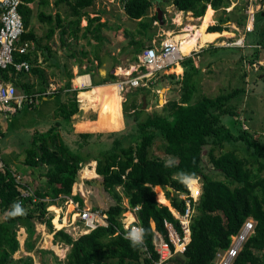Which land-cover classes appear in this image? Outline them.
<instances>
[{
  "label": "trees",
  "instance_id": "16d2710c",
  "mask_svg": "<svg viewBox=\"0 0 264 264\" xmlns=\"http://www.w3.org/2000/svg\"><path fill=\"white\" fill-rule=\"evenodd\" d=\"M34 1L23 0L19 7L26 30L21 35V40H32L40 48V38L31 27L33 10L30 4ZM155 1L121 0L126 17L136 20L134 30H123L127 42L120 49V53L131 56V61L137 62V55L145 49V42H151L157 35L156 25L153 24L158 21L157 11L151 16L148 12ZM158 2L159 0L155 3ZM94 3L95 0H54L55 7L61 4L67 6L66 14L62 16L58 11L52 14L39 10L37 18L48 24L45 34L47 39L59 30L60 45L68 48L69 53L66 56L72 58L74 63L77 62L78 66L83 63L82 57L87 52L80 51L81 56L77 57L71 48L82 38L93 49V58L98 61V65L103 63L105 57H110V70L115 67L117 58L108 54L99 55L104 42L105 23L100 20V14H89L87 9ZM229 3V0L167 2L177 10L191 12L193 17L203 16L208 6L215 11L221 9L216 23L209 25L207 31L205 28L206 35H220L228 22H235L240 26L246 24L248 14L235 10L226 12ZM38 5L48 6L49 1L39 0ZM82 18L86 19L83 27ZM263 29L262 12L253 14V28L245 33L244 47L264 48ZM42 48L52 56L47 44ZM211 49L220 52L218 59L229 54H237L236 57H229L237 59L238 62L244 59L240 47L211 46ZM201 52L192 53L179 61L183 73L175 81L180 92L178 100L166 102L161 106L160 112H147L142 108L139 96L146 98L149 90L138 88L128 94L122 102L126 124L123 129L81 132L76 133L72 139L65 137L63 128L70 125L71 117L78 112L77 91L72 89L71 72L67 71L66 65L63 66L67 77L64 85L50 94L38 95L42 102L43 97L54 98L53 119L46 130L36 128L31 133L29 144L24 150V160L14 171L23 173L22 165L29 169L46 167L44 172L39 173V179L46 189L34 190L39 199L36 202H32L30 197L22 198L21 207L24 212L21 215H10L14 210L13 205L20 198V190L12 175L13 171L6 162H2L4 167L0 169V211L7 210L8 214L0 220V264H8L11 256L17 251L18 228H25L28 236H32L35 231L33 220H38L53 233L54 242L70 246L65 256V264H150L158 257L152 242L154 230L167 239L165 222L177 226V219L167 206L168 201L175 210L184 211V199L180 195L188 194V188L183 182V174L199 177L202 188L193 203L190 240L182 253L175 254L170 259V264H214L216 253L228 248L231 236L239 231L247 218L255 221L254 232L243 243L232 264H264V135L254 137L252 132L241 129L240 125L236 124L237 130L233 131L224 124V117H237L232 101L244 88L236 87L216 96L202 93V67L198 64ZM14 56L15 61L27 60L30 63L29 72L40 79L41 87L33 90L34 84L21 80V75L28 73L15 74L11 67L0 71V79L7 80L8 72H11L10 79L13 84L22 88L27 95L45 91L48 86L47 76L44 68L37 64L36 52ZM109 70L101 81H113L116 78ZM97 74L100 77V74ZM170 76L175 79V76ZM92 80L93 85L100 83L95 78ZM93 94L92 90L80 92L79 99L92 100ZM62 96H65L64 100ZM81 96L88 99L80 98ZM93 137L98 138L95 148L92 142L90 144ZM158 137L162 140L163 152L174 157L176 161L171 167H165V160L150 155L153 143ZM206 146H209L207 159L210 167L219 172L221 178L213 177L204 170L203 150ZM225 147L226 150H223ZM216 148L221 150L219 154H215ZM92 160L96 162L95 172L102 178L103 188L113 196L115 202L104 211L107 215L106 225H99L73 238L64 228L55 229L51 215L45 216L48 212L45 199L53 202L58 197L70 196L72 185L80 179L79 169ZM195 182L196 180L189 184L195 186ZM160 187L165 189V197L156 190ZM72 197L83 206L79 193ZM123 198L126 199L127 207L139 206L137 219L142 225L144 235L142 243L135 247L125 238L128 230L124 228L122 213L127 207L123 204ZM54 223H57V218H54ZM25 243L31 248L30 240Z\"/></svg>",
  "mask_w": 264,
  "mask_h": 264
},
{
  "label": "rangeland",
  "instance_id": "374dc122",
  "mask_svg": "<svg viewBox=\"0 0 264 264\" xmlns=\"http://www.w3.org/2000/svg\"><path fill=\"white\" fill-rule=\"evenodd\" d=\"M48 1H49V5L45 7H40L38 5L39 0H35L33 3L30 4L33 10L31 27L33 28L35 34L40 38V42H41L40 44L41 47L38 48L36 42L33 41L36 48L35 52L37 55V60H39L37 64L44 68L45 74L47 76V82H48L47 87L49 88L46 92H52L53 90H56L57 88L62 87L64 85L65 83L64 80L66 76L65 70L63 69L64 65L67 66L66 69L67 71L71 72V74L72 73L74 74L75 71H78V68L84 71L86 70V68L90 69L93 66L91 69H93L95 73V77L98 79L99 75L97 73L99 69L104 70V68H106L107 71L109 70L112 62L110 57L109 56L105 57V60L106 59L108 60L107 64L95 65L93 58V49L91 48L90 45L86 43L84 39L81 38L79 39L78 43L72 45L71 50L73 49L76 52L77 57L81 56V54L79 53L80 51L87 52L85 56L82 57L83 63L81 64V66H78L77 62L74 63L72 58H68L66 56L69 53V51H67L68 48L60 45L59 30L57 29L55 33L50 38L47 39L45 37V34L47 33L48 30V24L39 21L37 18V13L39 12V10H44L46 13H52V14L58 11L62 16H64L68 11L67 6L61 4L59 5V7H55L53 5L54 0H48ZM229 1H230L229 6L225 9L226 12H231L235 10L244 14H248L246 24L240 26L237 25L235 22H231V23L228 22L224 25L226 26V28L220 32V35L216 34L214 35V37L205 35L203 31L205 30L208 24L216 23V20L218 19L219 15L222 12L221 9L213 11L212 9L207 8L203 16L193 17L191 14L186 15L185 12L178 13L177 15H175L177 9L174 5L167 4L168 0H161V1L159 0V3H161L160 6L154 2L148 11L149 15L151 16L155 12L157 6H159L160 8H163L162 10H164V12H162V17L164 22L162 24H160L158 21L153 22V24L156 25L158 34L153 38L151 42L146 41L145 45H150V43H152L153 44L152 46L158 47L162 41L171 39L170 37H173V35L184 32V30L189 24L194 25L195 29L197 27L199 31V37L196 38L197 41H195V45H193V48L195 47V49L196 50L199 49V51L200 50L202 51L205 48L204 51L202 52L200 51L201 56H199L198 58L199 59L198 64L202 67L200 91L207 96H216L220 93L228 92L236 87H243L244 90L232 101L237 117L235 118L232 116L233 117L232 118L230 116H226L223 118V122L224 124L229 126L233 131L237 130L235 126L237 124L241 126V129H247L250 132H252L254 137H262L264 135V48H261L259 46L244 47V44L243 45L241 44H242V39L244 43V36L246 31H250L253 28V14L262 12V15L264 16V1L263 0H229ZM87 10L91 16L96 15V13L100 14L101 17L100 20L105 23V26L103 27L104 42L103 45L101 46L99 55L108 54L111 55L112 57L117 58L116 60L117 66L109 70V73L111 72L114 75L116 74L115 75L116 78L114 79L113 82H111L112 84H114L118 79H122V77H119L118 75V74H122L121 69L130 70L131 65H135L134 67L137 66V62L131 61V56L129 54L126 55L124 53H120V49H119L120 44L121 43L126 44L127 41L126 36L122 32V30L124 29L130 31L134 30V28L136 27V20H130L126 17L125 13L123 12L121 0H95L94 5L88 8ZM251 15H252V20L250 18ZM186 16L188 17L192 16V17H190V19H186ZM85 24H86V19L82 18L81 26L83 27L85 26ZM168 29H172L170 30L171 31L170 34L166 33ZM194 31L196 32L197 30H193V32ZM190 33H192V31H190ZM60 37L62 36L60 35ZM45 44H47L48 48L51 49L52 56L48 55L45 49L42 48ZM211 46L240 47L244 59L243 61L238 62L237 59H233L229 57V56H233L234 54H229L227 56L225 55L223 56L224 58L218 59L220 57H217V55L220 52L218 50L211 49ZM187 51L188 48L186 50H183L184 53ZM55 56L56 58L54 59ZM185 56H188V53ZM234 56L236 57L237 54H235ZM58 58L59 61H57ZM88 58L90 59V61ZM212 60L215 61L213 62ZM256 60L259 61L255 62ZM55 61L58 63V65ZM91 62L93 65H91ZM251 62H255V63L251 64ZM171 71L176 73V71L173 70ZM21 80L23 82H28L29 84H34L33 90H38V88L41 87L40 79L37 78V76L31 72H28V74L21 75ZM50 85L52 86L50 87ZM166 86H169V88H166ZM15 87L18 94L27 96V100L26 102H24L25 105H29L28 102L31 103L34 102L33 100H35V96L41 93V92H33L30 95H27L22 88L18 86ZM163 87H165L166 90L165 89L163 90ZM138 88L141 87L128 88L124 92H122L121 97L119 96L121 102H124L128 94H130L133 91H136ZM151 89H154V91H150ZM151 89H147L149 90V92L147 91L148 97L146 96L145 98V108H143V100H141L143 96L141 97L139 96V101H142V108L147 110V112H160L161 106L166 104V102L168 101L178 100L180 96L179 88L176 84L172 85L170 83L163 82L161 80H158L157 84L154 87H151ZM43 93L44 92H42L41 94ZM53 102L54 101H52V103ZM32 104L33 106L35 105L34 103ZM33 106H31L30 108L32 109ZM46 108L52 109V104L46 106ZM31 109L25 107L24 109L18 111L15 115H12L8 120H6L7 118H3V117L0 118V130L1 127L3 126V130L5 131V135L0 139V151H2V149L4 148L5 142L7 143L6 140L10 139L8 143L10 142L12 143L11 152L12 155H15L20 147L19 144L16 143V141L13 139L14 136L19 133L25 134L34 131L35 127H32V122L34 123L39 119L38 117L41 116L40 114L42 113V110L34 111ZM96 113H94V115ZM110 118L111 119L109 120L108 124L102 125L99 122V119L93 117L91 123H89V125L92 126L91 127L92 132L93 131L97 132V130H99L100 128L106 129L105 131H101V132L115 130V129L112 130L107 129V128L109 129L112 128L110 127V124L112 123L113 112H111ZM233 119H234V124H233ZM235 120H237L236 123ZM112 124H114V121ZM7 125H10V129H13L11 132L8 131V129H6ZM17 126H19V129H24L28 132L18 131V128H16ZM125 126L126 124L124 121V125L122 127L124 128ZM96 140H98V138L96 137L90 139V144L92 142V146L94 144L93 146L94 148H95ZM26 145L27 144H25V146ZM161 146H162V140L160 139V137H158L153 143V146L150 150V155L157 156L165 161H168L169 159H174V157L166 155L163 152ZM227 147L230 148L229 146ZM208 148L209 146H206L203 150L204 170L205 172L211 174L213 177L221 178L220 173L212 170V168L210 167V164L207 159ZM223 150H226V147ZM220 151L221 150L219 148H216L215 154H219ZM20 152L19 154L15 155L17 159L24 158V151L20 150ZM10 154L2 153V160L7 161L6 160L7 156L9 157ZM20 155L22 157H20ZM95 165L96 162L92 160L85 163L79 169L78 173L80 179L79 181H77V183H74L72 185L70 196L59 197L60 200L56 199L53 200V202H50L48 198L45 199V201L47 202V211H48L45 216L47 217L48 215H51L52 216L51 222L54 225L55 229L64 228V231H66L73 238H77L80 235L89 232V230L79 223L78 218L75 216V214H73L72 204L69 201H67V198L72 200L73 198L71 197L79 193L83 199V207L89 209L90 208L98 209L102 211H106L108 206L114 204L115 202L113 196L103 188L101 184L102 178L99 175L88 176L86 173L83 172L85 168L86 169L90 167L95 168ZM44 169L45 167L41 168V170ZM38 170L39 169L32 171L31 174H37ZM22 179L25 183H28L27 178L22 177ZM195 180H196L194 186L195 191L193 190V186L191 187L194 193H196L197 191L196 186H199V189L202 188L201 179L198 177ZM41 185L44 186L43 184ZM30 186L33 190L38 188L33 181H31ZM44 188L45 186L41 189ZM117 189L119 191L121 190V188H117ZM156 190L160 194L163 193L164 195L165 189L160 187V188H156ZM161 197L163 196L161 195ZM123 204H126L125 198H123ZM168 205H170L169 201H168ZM7 213H8L7 210L4 213H2L1 218H5ZM54 218H57V223H54ZM132 219H133V213H131L130 211L126 210L122 213V220L125 229L127 228V225L131 222ZM33 223H34L35 231L31 237L28 236V233L25 230L18 228L17 239L19 241V247L17 251L11 256V260L9 261L8 264H25V263L29 264L30 262L32 264H65L66 263L65 256L70 246L62 242H54L53 233H50L47 227L46 226L44 227V224L42 225V223H40L38 220H33ZM155 238H156L155 234H153L152 242L153 240H155ZM26 240H30L31 248H29L25 243ZM54 246H58V251L54 249Z\"/></svg>",
  "mask_w": 264,
  "mask_h": 264
},
{
  "label": "built area",
  "instance_id": "2783aa9c",
  "mask_svg": "<svg viewBox=\"0 0 264 264\" xmlns=\"http://www.w3.org/2000/svg\"><path fill=\"white\" fill-rule=\"evenodd\" d=\"M22 3L23 0H0V71L11 67L13 72L18 74L20 72L28 73L31 68L27 60L15 61L14 59L15 54H27L34 48L32 41L21 40V35L26 31L19 12V7ZM250 18L252 20V15ZM243 44L242 39L241 45ZM137 57V66L133 70L135 73L130 72L126 77L118 79L115 82L120 95L128 88L148 87L149 83L155 79L158 71L179 63L183 59L184 54L179 50L177 40L167 39L162 41L158 47L147 46ZM8 76L9 78L5 81L0 79V117H9L10 114L21 109L26 99L25 95L17 93L13 81L10 79L11 72H8ZM87 85V81L82 79L79 82V89H84ZM3 167V163L0 161V169H3ZM12 175L20 190V198L17 200L20 206L22 205V198L30 197L32 202L39 200L32 188L28 187L23 181L20 174L13 171ZM186 185L189 193L180 196L184 199V211L179 212L169 206L171 213L177 219V226H174L171 222H165L167 239L154 230L156 238L153 240V245L158 257L152 260L150 264H170V259L176 253H182L190 240V222L194 211L193 203L200 195L201 189H199V186H196L197 191L193 193L191 185L189 183ZM72 200L67 198V201L72 204L73 214L78 218L79 223L89 231L99 225L107 224V215L104 211L80 206L77 200ZM125 205L127 207V204ZM138 209L139 206L133 208L127 207L126 209L133 213V219L126 228L128 230L127 233L133 228H142L137 219ZM254 227L255 221L252 218H247L239 231L231 236L228 248L216 253L214 264H232L243 243L254 232Z\"/></svg>",
  "mask_w": 264,
  "mask_h": 264
},
{
  "label": "crops",
  "instance_id": "0c3cea01",
  "mask_svg": "<svg viewBox=\"0 0 264 264\" xmlns=\"http://www.w3.org/2000/svg\"><path fill=\"white\" fill-rule=\"evenodd\" d=\"M159 6L161 5V3H157ZM31 7V6H30ZM158 7V6H157ZM32 8V7H31ZM207 8H209V9H212L210 6H208ZM157 9V8H156ZM161 10H162V8H161ZM207 10V9H206ZM213 10V9H212ZM214 11V10H213ZM162 12H164V10H162ZM178 13H184L183 11H180V10H176V13H175V15H177ZM185 14L186 15H188V14H191V12H185ZM184 14V15H185ZM192 15V14H191ZM179 16V15H178ZM190 17H192V16H186V19H190ZM189 25H191V24H189ZM209 25H212V23L211 24H208L207 26H206V31H207V27L209 26ZM193 26V29L192 30H190V31H192V33H195V32H193V30L195 29V26L194 25H192ZM122 27V26H121ZM170 30H172V29H168L167 30V32L166 33H171V31ZM195 30H197V32H198V36L197 37H199V31H198V29H197V27H196V29ZM190 31H189V33H190ZM122 32H123V30H122ZM187 32V34H188V31L185 29L184 30V32H182V33H180V34H176V35H184V33H186ZM204 32V31H203ZM191 33V34H192ZM158 34V33H157ZM204 34H205V32H204ZM206 35V34H205ZM207 36H213L214 37V35H207ZM196 37V38H197ZM171 39H173V37H170ZM188 38H191V37H184L183 39H182V42H181V44L182 43H184V42H186V40L187 41H191V39H189L188 40ZM196 38H194L193 39V41H191V42H188L187 43V47H188V51L187 52H182L183 54H184V57H185V55L188 53V56H190L191 55V53H199L200 51H199V49L198 50H196L195 49V47L193 48V45H195V41H197L196 40ZM30 41H32V40H30ZM184 41V42H183ZM33 42V41H32ZM127 42V41H126ZM194 43V44H193ZM208 43V42H207ZM34 44V43H33ZM125 44H123V43H121L120 44V48L119 49H121V47L122 46H124ZM151 45H153L152 43H150V45H145L144 44V46H145V48L147 47V46H151ZM206 46V45H205ZM204 46V47H205ZM199 47H201V46H199ZM196 48H198V47H196ZM191 49V50H190ZM203 49V48H202ZM205 49V48H204ZM204 49L202 50V51H204ZM194 50H196V51H194ZM193 51V52H192ZM199 51V52H198ZM35 52V45H34V48L32 49V50H30L28 53H30V54H33ZM56 54V53H55ZM125 54V53H124ZM190 54V55H189ZM127 55V54H126ZM138 56V55H137ZM56 58V56L54 57V59ZM39 61V60H38ZM57 61H59V58H58V60ZM94 62H95V65H98V61L96 60V59H94ZM108 63V60L106 59V60H104L103 61V63H102V65H105V64H107ZM57 65H58V63H57ZM91 65H93L92 64V62H91ZM39 66V65H38ZM115 66H117V64L115 65ZM135 65H131L130 66V70H128V69H125V70H122L121 68V71H122V74H118L119 75V77H122V78H124V77H126L130 72H134L133 70L135 69V67H134ZM93 67V66H92ZM91 67V68H92ZM87 69L86 68V70H84V71H80V70H82V69H79L78 68V71H75L74 72V74L72 73V78H71V85H72V89H74V90H76L77 91V93H76V100H77V105H78V112L77 113H75L72 117H71V121H70V125L69 126H66L65 128H63V133L65 134V137H67L68 139H72V138H74L75 137V134L76 133H81V132H92V130H91V125H89V123H91V120L93 119V117L94 118H97V119H99V122L102 124V125H106V124H108V122H109V120L111 119L110 118V115H111V112H113V119H112V123H113V121H114V124H110V127H112L111 129H109V128H107L108 130H112V129H115V130H120V129H122L123 127V125H124V121H125V119H124V116H123V112H122V102H121V99H120V103H119V108H114V106H113V101H114V97H113V95L111 94L112 92L110 91V90H106L107 88H108V85H113L114 86V88L116 87V85H115V83L114 84H112L111 82H113V81H111V80H105V81H101L100 79L101 78H103L106 74H107V69L106 68H104V70H100L99 69V71H98V73L100 74V77L97 79L96 77H95V73H94V71H93V69ZM169 69H171V70H173V71H176V73L175 72H172L171 70H169ZM104 71V72H103ZM135 73V72H134ZM182 73H183V68H182V66L178 63V64H175L174 66H172V67H170V68H166V69H163V70H160V71H158L157 73H156V77H155V79L153 80V82H151V83H149L150 85L148 86V87H144V88H146V89H151V87H154L156 84H157V81L158 80H161V81H163V82H167V83H170V84H172V85H174L175 84V81L178 79V77H180V76H182ZM92 75H94V77L93 78H95L96 79V81H99L100 83H98L97 85H93L92 84ZM116 75V74H115ZM170 75H173V76H175V79L174 78H172ZM66 79H67V77L65 76V80H64V82H66ZM82 79H85L86 81H87V83H88V85L84 88V89H79V82L82 80ZM158 79V80H157ZM51 80V79H50ZM48 81H49V79H48ZM117 82V81H116ZM51 84V83H50ZM52 85H50V87H51ZM48 88L49 87H47L46 88V90L45 91H43L44 93L48 90ZM60 88V87H59ZM166 88H169V86H166ZM166 88L165 87H163V90L165 89L166 90ZM116 90H117V88H115ZM57 90H58V88H57ZM57 90H55V91H57ZM88 90H92L93 92H94V94H93V96H94V99H96V98H99V100H96V102L95 103H91V104H89V103H82L81 102V100L79 99V93L80 92H83V91H88ZM54 91V92H55ZM118 91V90H117ZM150 91H154V89H151ZM42 93V92H41ZM46 94H50V93H46ZM30 95V94H29ZM118 95L121 97V95H120V93L118 92ZM144 97V96H143ZM142 97V98H143ZM147 97H148V95H147ZM64 98H65V96H62V100H64ZM109 98V99H108ZM93 99V100H94ZM26 100H27V96H26V99H25V101L24 102H26ZM110 100V101H109ZM34 102H32V103H34L35 105L33 106V104L31 103V102H28L29 103V105H25L24 104V102H23V105H22V108L21 109H19V110H17L16 112H14V113H12V114H10L9 115V117H3V116H1V117H3V118H7L6 120H8L12 115H15L18 111H20V110H22V109H24L25 107H27V108H29V109H31L30 107L31 106H33V108L31 109V110H34V111H41L42 110V113L40 114L41 116V118L40 117H38L39 119L37 120V121H35L34 123L32 122V127H35L34 128V130L36 129V128H38V129H40V130H46L48 127H49V125H50V122L52 121V119H53V116H54V103H52V101H54V98L52 97V98H50V99H46V97H43V102L41 101V100H39V98H38V95L37 96H35V100H33ZM46 101V102H45ZM50 104H52V109H47L46 108V106H48V105H50ZM85 104V105H84ZM24 105H25V107H24ZM82 106V107H81ZM86 106V107H85ZM112 106V107H111ZM85 107V108H84ZM83 109V110H82ZM86 109H88V110H86ZM97 112V113H96ZM94 113H96L95 115H94ZM92 115H94V116H92ZM0 117V118H1ZM52 117V118H51ZM117 124V125H116ZM116 125V126H115ZM8 126V127H7ZM6 126V129H8V131H12L13 129H10V125H7ZM16 128H18V131H22V132H28V131H26V130H24V129H19V126H17ZM16 128H14V129H16ZM106 129L105 128H100L99 130H97V132H101V131H105ZM1 132H0V139H1V137H3L4 135H5V131L3 130V126L1 127V130H0ZM114 131V130H113ZM33 132V131H32ZM32 132H28V133H25V134H23V133H19V134H17V135H15L14 136V140L16 141V143H18L19 144V149H18V152L15 154V155H17V154H19V152H20V150H25V148H26V146L29 144V141H30V136H31V133ZM94 132V131H93ZM7 141V143L5 142V146H4V148L2 149V151H0V160H1V162H3V160H2V153H5V154H10V152H11V142L10 143H8L9 141H10V139H8V140H6ZM25 144H27L26 146H25ZM6 145H7V147H6ZM6 147V148H5ZM21 153V152H20ZM15 155H12V152H11V154H10V156L8 157L7 156V161H4V162H6L8 165H9V167H10V169L12 170V171H15L16 169H17V166H18V164H22V162H23V160H24V158H21V159H17L16 157H15ZM20 157H22L21 155H20ZM9 159V160H8ZM42 167H45V166H42ZM41 167V168H42ZM22 169H23V173H19L22 177H25V178H27L28 179V183H26L27 185H28V187H31L30 186V184H31V181H33L34 182V184L35 185H37V187L39 188V189H41V188H43L44 186H41V181H40V179H39V173H41V172H44L45 170H46V167H45V169L44 170H41V168H30L29 169V167H27L26 165H22V167H21ZM20 168V169H21ZM29 169V170H28ZM37 169H39L38 170V172H37V174H31L30 172H32V171H34V170H37ZM88 170H93L94 171V175L96 176L97 174H96V172H95V168H88ZM83 172H84V170H83ZM18 173V172H17ZM85 173V172H84ZM35 175V176H34ZM93 175V176H94ZM75 183H77V182H75ZM37 188V189H38ZM33 190V189H32ZM34 191V190H33ZM63 197H68V196H63ZM56 199H58V200H60L59 199V197L58 198H56ZM56 199H54V200H56ZM5 212V211H4ZM3 211H0V220H2L3 218H1V214L2 213H4ZM8 214V213H7ZM6 214V215H7ZM43 225V224H42ZM44 227H45V225H44ZM22 230H25L23 227H20ZM25 235H26V232H25Z\"/></svg>",
  "mask_w": 264,
  "mask_h": 264
},
{
  "label": "bare ground",
  "instance_id": "6f19581e",
  "mask_svg": "<svg viewBox=\"0 0 264 264\" xmlns=\"http://www.w3.org/2000/svg\"><path fill=\"white\" fill-rule=\"evenodd\" d=\"M174 21V20H173ZM177 23V22H176ZM193 29V26L192 25H188L187 27H186V30L188 31V34H187V32L186 33H184V35H173V40H177L178 41V47H179V50L181 51V52H183V50H186L188 47H187V43L188 42H191V41H193V39L194 38H196L197 36H198V32L196 31H194L195 33H189V31L190 30H192ZM195 30V29H194ZM170 34V33H169ZM186 38V37H191V38H188V40L189 39H191V41H187L186 40V42H184V43H182L181 44V42H182V39L183 38ZM183 54V53H182ZM116 88V87H115ZM114 88V86L113 85H108V88L106 89V90H110L112 93V95H113V97H114V101H113V106H114V108L116 107V108H119V103H120V97H119V95H118V91L116 90ZM80 98H85V99H88L86 96H81ZM109 99V98H108ZM96 100H99V98H96V99H92V100H86V101H81L82 103H89V104H91V103H95L96 102ZM110 101V100H109ZM85 105V104H84ZM82 107V106H81ZM86 107V106H85ZM84 107V108H85ZM112 107V106H111ZM83 110V109H82ZM86 110H88V109H86ZM84 172L88 175V176H91V175H94V171L93 170H88V169H84ZM193 186V190L195 191V187H194V185H191V187ZM194 191H193V193H194ZM54 249L55 250H57L58 251V246H54Z\"/></svg>",
  "mask_w": 264,
  "mask_h": 264
},
{
  "label": "clouds",
  "instance_id": "9594fccd",
  "mask_svg": "<svg viewBox=\"0 0 264 264\" xmlns=\"http://www.w3.org/2000/svg\"><path fill=\"white\" fill-rule=\"evenodd\" d=\"M176 163V161L174 159H169L168 161L165 162V167H171ZM184 175V183H190V182H194L195 181V177L194 175H190V174H183ZM187 186V185H186ZM188 188V187H187ZM188 193H189V189H188ZM186 195V194H185ZM181 196V195H180ZM168 208L170 205H167ZM171 207V206H170ZM24 210L22 209V207L20 206L19 203H16L14 205V210L13 212L10 213V215H21L23 214ZM173 215V214H172ZM143 235H144V230L142 228H133L131 229L127 235H126V239H129L131 242V245L133 247L139 245L142 243L143 241Z\"/></svg>",
  "mask_w": 264,
  "mask_h": 264
},
{
  "label": "water",
  "instance_id": "95a60500",
  "mask_svg": "<svg viewBox=\"0 0 264 264\" xmlns=\"http://www.w3.org/2000/svg\"><path fill=\"white\" fill-rule=\"evenodd\" d=\"M156 11H157V19H158V22L160 24H162L164 22L163 17H162V10L158 6L157 9H156ZM142 100H143V108H145V97H143ZM168 189L170 190V187H168Z\"/></svg>",
  "mask_w": 264,
  "mask_h": 264
}]
</instances>
